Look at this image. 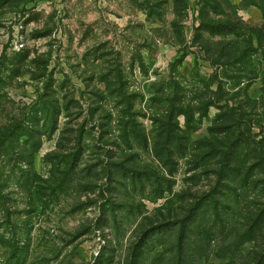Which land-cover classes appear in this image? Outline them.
<instances>
[{
  "label": "rangeland",
  "instance_id": "1",
  "mask_svg": "<svg viewBox=\"0 0 264 264\" xmlns=\"http://www.w3.org/2000/svg\"><path fill=\"white\" fill-rule=\"evenodd\" d=\"M0 264H264V0H0Z\"/></svg>",
  "mask_w": 264,
  "mask_h": 264
},
{
  "label": "trees",
  "instance_id": "2",
  "mask_svg": "<svg viewBox=\"0 0 264 264\" xmlns=\"http://www.w3.org/2000/svg\"><path fill=\"white\" fill-rule=\"evenodd\" d=\"M208 27L210 28L211 34H218V35L234 34V31L229 24L209 25ZM222 118H224V116Z\"/></svg>",
  "mask_w": 264,
  "mask_h": 264
},
{
  "label": "built area",
  "instance_id": "3",
  "mask_svg": "<svg viewBox=\"0 0 264 264\" xmlns=\"http://www.w3.org/2000/svg\"><path fill=\"white\" fill-rule=\"evenodd\" d=\"M87 4L89 5H100L102 4L105 0H84Z\"/></svg>",
  "mask_w": 264,
  "mask_h": 264
}]
</instances>
